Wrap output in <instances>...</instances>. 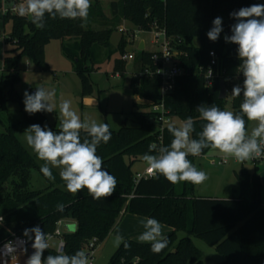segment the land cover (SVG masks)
<instances>
[{
	"label": "trees",
	"instance_id": "16d2710c",
	"mask_svg": "<svg viewBox=\"0 0 264 264\" xmlns=\"http://www.w3.org/2000/svg\"><path fill=\"white\" fill-rule=\"evenodd\" d=\"M101 3L99 0L91 3L86 21L46 16L42 30L28 18L10 13L2 15L5 23L12 24L11 33L5 38V43L12 48L6 51V68L0 76V114L9 112L8 104L14 102L20 105L24 120L19 124H4L5 130L0 132V217L3 218L0 221V243L12 234L25 236V229L35 226L50 235L59 221L71 219L76 223V230L63 233V254L71 255L83 250L92 239L96 238L99 245L106 241L120 215L128 212L155 218L171 227L173 230L166 235L169 244L156 254L151 251L150 243L125 240L130 247L125 249L121 244L109 264H206L203 252L192 237L202 239L224 257L218 264H264V207L258 167L252 172L246 168L241 170L238 195L233 198H198L194 195L195 184L187 181L172 184L159 174L135 180L132 167L135 162L143 161L149 145L169 146L173 139L167 127L160 142L155 113L142 110L148 105L135 103L139 109L124 120L119 130L110 129L109 142H102L97 148V155L103 160L102 167L117 180L115 193L108 198L95 200L87 189L70 193L53 168L55 180H48L40 171L44 161L40 164L18 138L20 132L33 124L47 125L57 132L60 130L59 126L49 123L45 112L30 115L25 111L24 98L16 90L21 59L27 57L38 69L48 71L46 46L55 39H68L71 43L63 45V52L74 61L84 93H92L90 74L96 66L102 59L105 61L117 52L120 55L126 52V36L120 38L117 47L111 42L114 30L124 18L144 29H150L157 19L170 36L181 39L177 48L181 52L179 59L184 74L178 78L171 93L162 97L158 76L140 75L146 68L155 69L153 53L148 51H140L135 56L140 76L131 82V87L134 95L140 98L154 102L163 100L172 117L182 122L191 117L195 129L193 138H198L205 123L196 110L198 106L214 104L221 110L226 108L228 96L220 98L221 80L230 91L236 84L232 82L235 78H239V85H243L244 77L238 70L241 64L238 45L226 42L224 37L232 34L231 25L236 23L230 16L232 12L253 4H264V0H167L166 3L160 0H119L110 4V17ZM147 13L150 14L148 18L145 17ZM216 17L222 18L223 31L218 40L211 41L207 32ZM105 49L109 50L106 56L103 55ZM211 51L217 54L222 73L214 78L211 86H207L205 73L211 62ZM119 60L121 66L118 68L123 70L122 64L126 61ZM242 101V95L232 96L233 112L240 111ZM245 120L247 128L248 121ZM84 135L81 134V139ZM210 149H205L200 156ZM198 157L189 155L188 159L197 167ZM33 170L47 181V187H31ZM57 204H64L63 211L57 210ZM180 232L187 236L179 238ZM31 236L34 239V234ZM49 254L58 252L49 247L43 256L46 258Z\"/></svg>",
	"mask_w": 264,
	"mask_h": 264
},
{
	"label": "clouds",
	"instance_id": "9594fccd",
	"mask_svg": "<svg viewBox=\"0 0 264 264\" xmlns=\"http://www.w3.org/2000/svg\"><path fill=\"white\" fill-rule=\"evenodd\" d=\"M91 0H24L14 8L16 14L28 18L38 29H44L45 18L80 19L86 21ZM236 23L231 25V35H225L228 43L238 45V58L241 60L239 72L242 73L243 85H235L232 96L240 97L239 112L221 110L216 105H200L197 112L205 121L198 138H193L194 121L187 118L181 125H168V131L173 139L169 146L149 145V152L143 155L147 170L163 175L172 184L191 182L202 184L207 179L205 171L198 169L188 159L200 156L205 149H215L225 158H233L244 163L249 160L264 158V4H253L242 7L230 14ZM83 26V25H82ZM223 31L221 17L212 21V27L207 32L208 39L216 41ZM211 76V72H210ZM54 92L44 87H38L34 93L24 92L25 111L32 115L39 112L52 113L57 105L54 102ZM59 132L53 131L47 125H30L24 131V139L37 158L44 163L41 173L50 181L55 180L52 168L59 169V176L64 181L67 191L76 194L87 189L95 200L111 197L117 187L116 178L102 167L103 160L97 155L98 146L108 143L111 131L107 123H99L94 119L80 115L72 109L71 101L61 100L59 105ZM256 122L251 132L246 128V120ZM84 138L81 139V134ZM155 154H149V153ZM58 211H63L64 204L56 205ZM3 218L0 217V220ZM144 231L138 237L141 242L151 245V251L159 254L164 250L169 240L162 233L161 223L152 217L145 218ZM33 252L25 264H90L89 255L84 250L74 254L43 256L49 248L48 235L39 226L25 229L24 235L32 239ZM114 245L121 244L125 249L130 245L123 237L116 235ZM23 252H27L24 248ZM17 249L11 243L5 245L3 253L16 255Z\"/></svg>",
	"mask_w": 264,
	"mask_h": 264
},
{
	"label": "rangeland",
	"instance_id": "374dc122",
	"mask_svg": "<svg viewBox=\"0 0 264 264\" xmlns=\"http://www.w3.org/2000/svg\"><path fill=\"white\" fill-rule=\"evenodd\" d=\"M11 2L22 4L24 0H1L0 10V76L6 68L4 59L7 56L6 51L12 46L5 43V38L11 33V22L5 23L2 18V7L9 6ZM107 16H111L109 0L102 3ZM122 25H125L123 20ZM123 35L116 28L111 38L112 45L118 46L120 38ZM154 36L149 32H141L137 34L136 43L128 42L125 51L136 55L140 53L137 46V41H146V50L154 52L158 50V46L152 43ZM67 40H52L45 49V59L49 64L50 69L43 71L38 69L29 58L24 57L19 63L20 81L16 85V90L24 98V92L34 93L38 87H44L52 90L55 94L54 102L57 107L52 113L45 112L49 123L52 126H59V103L61 100L71 101L72 109L80 115L81 119L85 116L94 119L99 123H107L109 129L119 130L123 126V122L127 118L132 117V112L139 109L135 103H140L138 96L134 95L131 82L139 79V64L136 60L124 62L123 70H120L121 63L119 62L120 53L117 52L110 59L102 61L96 66V69L90 74L93 91L92 93H84L82 81L79 75L75 72V63L73 60L65 56L63 45L70 44ZM109 50L105 49L103 55L106 56ZM118 69V70H116ZM143 104V103H141ZM9 112L0 114V132L5 130V125L19 124L24 120V114L21 112L20 105L14 102L8 104ZM142 110H149L145 107ZM226 111H233L232 97L228 95ZM180 121L178 126L181 125ZM175 120V121H176ZM256 122L247 123L249 133L255 127ZM18 138L22 144L36 156L33 150L27 145L24 139V132L18 134ZM37 157V156H36ZM223 154L218 150L210 149L205 155L199 156L196 160L198 169L205 171L207 179L202 184H195L194 195L196 197H218V198H233L237 197L239 190V175L243 168L249 171L255 170L258 167V172L262 182V202L264 203V159L261 161L249 160L244 163L237 162L233 158L225 164H212L213 160L221 161ZM40 164L41 160L37 158ZM130 161L128 158L126 159ZM144 161H137L132 167V170L140 172L146 167ZM56 169V168H54ZM59 171V169H56ZM31 187L33 189H44L48 186L47 181L37 171L32 172ZM131 214V213H130ZM134 215V214H132ZM138 216V215H137ZM119 220V219H118ZM2 221V220H0ZM118 223V221H117ZM165 225V224H161ZM168 226V225H165ZM164 227V226H163ZM120 228L113 229L106 241L100 244L95 254L94 264H109L112 255L117 250L114 245V237L120 233ZM144 229L143 226H139ZM171 228V227H170ZM63 233L74 232L76 223L74 220L68 219L62 222L60 227ZM165 233L166 231L162 230ZM164 235V236H165ZM187 236L186 233L180 232L179 238ZM194 244L203 252L206 264H218L224 260V257L212 246L208 245L202 239L192 237ZM59 244V238H54L49 242L50 247L56 249Z\"/></svg>",
	"mask_w": 264,
	"mask_h": 264
},
{
	"label": "built area",
	"instance_id": "2783aa9c",
	"mask_svg": "<svg viewBox=\"0 0 264 264\" xmlns=\"http://www.w3.org/2000/svg\"><path fill=\"white\" fill-rule=\"evenodd\" d=\"M96 0H91V3L95 2ZM101 2L105 0H99ZM119 1V0H109V4L112 2ZM164 3H166L167 0H160ZM18 4L16 2H11L9 6L2 7V14L6 15L8 13L10 14H16L14 11V8ZM149 13L145 15L146 18L149 17ZM123 22L125 25L120 24L118 26V31L126 36V41L131 43H136V37L138 33L141 32H149L152 33L154 36V39L152 40V43L158 46V50L151 52L152 54V61L155 66V69H149L146 68L144 71L140 73L141 76L143 75H156L161 80V95L162 97L166 96L168 93H171L176 86L177 80L180 76L184 74V69L180 62V55L181 52L177 48V45L181 44V39L170 36L167 32V29L165 26H162L159 23V20L155 19L153 23L150 25V29H144L142 27L136 26L131 21L127 20L126 18L123 19ZM141 41L145 42V49L141 50L139 48ZM137 48L139 51H147L146 50V41L145 40H138L137 41ZM121 59L123 61H134L136 54L131 52H125L120 55ZM211 62L208 66L206 73H205V79H206V85L211 86L215 77H220L222 70L219 67V58L215 51L210 52ZM211 72V76H210ZM239 78H235L233 81L236 82L235 85H239L238 83ZM232 90L227 89V96L231 94ZM139 98V102L143 103L145 105H148L149 110L153 113H155V120L158 124V130L160 133V142L163 141V133L164 130L168 127V125L175 124V118L170 115L169 110L166 109L164 101L161 102H154L151 100ZM176 125V124H175ZM264 158L259 159H253L254 161H261ZM228 160L226 158H223L221 161L217 162L216 160L212 161V164H225ZM156 174L151 173L147 170V166L143 169V171L137 172L135 175V180L138 181L142 178H151L154 177ZM63 221L58 222V226L54 233L48 235V244L49 242L54 238H59V244L56 248L57 252L60 253L61 249L64 252L65 243L63 239V232L60 229L62 226ZM34 239H29L27 236L19 235V234H12L8 239L0 243V253H3L5 250V245L11 243L15 248L17 249L16 255H6V254H0V264H25V261L27 260L28 256L32 254L34 251L32 248V242ZM99 244L97 242V239H92L88 244H86L83 247V250L89 255L90 264H94L95 262V254L97 251ZM50 247V245H49ZM26 248L27 252H23L22 250ZM121 264H124L123 262Z\"/></svg>",
	"mask_w": 264,
	"mask_h": 264
},
{
	"label": "crops",
	"instance_id": "0c3cea01",
	"mask_svg": "<svg viewBox=\"0 0 264 264\" xmlns=\"http://www.w3.org/2000/svg\"><path fill=\"white\" fill-rule=\"evenodd\" d=\"M175 120H176V118H175ZM179 122L180 121L176 120L175 124L178 126ZM181 123H183V122H181ZM56 171L59 173L58 170H56ZM137 172L138 171H136V173ZM199 197H201V196H199ZM203 198H207V197H203ZM210 198H218V197H210ZM263 207H264V203H263ZM145 218H147V217H143V216H139V215L138 216L132 215L128 212H123L120 215L118 223L115 226L116 229H118V227H121L120 233H118V235L122 236L124 241L125 240H135L137 242H141L138 240V237L142 234L144 229H140L139 226H143V222H144ZM161 226H162V230L166 231L165 233L169 234L173 230L169 226H165V225H161ZM162 233H164V232L162 231ZM163 235H165V234H163ZM142 243H147V242H142Z\"/></svg>",
	"mask_w": 264,
	"mask_h": 264
},
{
	"label": "water",
	"instance_id": "95a60500",
	"mask_svg": "<svg viewBox=\"0 0 264 264\" xmlns=\"http://www.w3.org/2000/svg\"><path fill=\"white\" fill-rule=\"evenodd\" d=\"M139 48L141 50H144L145 49V42L144 41H141ZM220 84H221L220 98L221 99H225L227 97L226 84H225L224 80H221Z\"/></svg>",
	"mask_w": 264,
	"mask_h": 264
}]
</instances>
